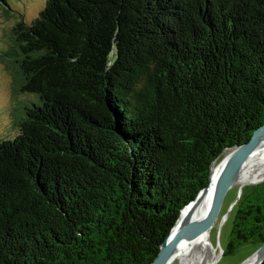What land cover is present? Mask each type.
<instances>
[{
  "label": "trees",
  "instance_id": "trees-1",
  "mask_svg": "<svg viewBox=\"0 0 264 264\" xmlns=\"http://www.w3.org/2000/svg\"><path fill=\"white\" fill-rule=\"evenodd\" d=\"M0 8L15 91L0 264H149L211 163L264 123V0H43L30 20ZM231 216L224 254L264 241V181Z\"/></svg>",
  "mask_w": 264,
  "mask_h": 264
},
{
  "label": "water",
  "instance_id": "water-1",
  "mask_svg": "<svg viewBox=\"0 0 264 264\" xmlns=\"http://www.w3.org/2000/svg\"><path fill=\"white\" fill-rule=\"evenodd\" d=\"M264 139V123L254 129L250 139L239 146L234 148H226L229 150L227 154H224L223 159L221 160V166L219 171L216 174H212V165L217 160L215 159L210 165V174L208 177L207 184L198 192L196 197L190 201L187 205H185L179 214V217L170 230L167 237L160 245L159 252L157 256L149 263V264H164V262L176 251L184 246L187 243L193 242L198 239L200 236L207 234L215 225L223 206V202L228 191L233 187L232 182L233 179L238 172L241 164L244 160L252 153V151L256 148V146ZM225 149V150H226ZM224 150V151H225ZM261 180L258 184L263 182ZM241 189H238L236 198L232 204L239 199L241 194ZM208 197L209 203L204 215L203 223L200 228V231L193 237L191 240L183 242L182 241V228L184 227L186 220L181 218V214L183 211L186 213L191 210V208H195L200 205L204 199ZM231 206V207H232ZM175 234L176 236L171 237V235ZM264 261V241L258 245V247L247 257L245 258V264H261Z\"/></svg>",
  "mask_w": 264,
  "mask_h": 264
},
{
  "label": "rangeland",
  "instance_id": "rangeland-1",
  "mask_svg": "<svg viewBox=\"0 0 264 264\" xmlns=\"http://www.w3.org/2000/svg\"><path fill=\"white\" fill-rule=\"evenodd\" d=\"M42 2L43 0H36L34 3L23 6L15 0H9V7L10 9L20 12L25 19L30 20L37 14ZM10 25L11 20L5 17L4 12H2V9L0 8V50L6 48L8 40L6 33ZM14 96L13 75L6 64L0 60V129H2L3 123L8 122L9 120V107L14 101ZM228 152L229 150L226 149L218 158L221 159L224 154ZM238 189V185H234L228 191L223 202L221 213L214 227L209 231L212 245L221 251L220 257L215 264H241L245 261V258H247L258 247V245L246 243L242 245L235 254H224L223 252V250L226 249L231 232V213L234 206H232V204L236 198ZM172 264H179V262Z\"/></svg>",
  "mask_w": 264,
  "mask_h": 264
},
{
  "label": "bare ground",
  "instance_id": "bare-ground-1",
  "mask_svg": "<svg viewBox=\"0 0 264 264\" xmlns=\"http://www.w3.org/2000/svg\"><path fill=\"white\" fill-rule=\"evenodd\" d=\"M223 157L218 158V161L216 160L212 165L213 175L219 171ZM261 180H264V139L241 164L233 179L232 186L238 185L240 189L246 184L257 183ZM208 203L209 199L206 197L200 205L191 208L189 212H182L181 218L186 220L182 228L183 242L191 240L200 231ZM174 236L176 235L172 233L171 237ZM220 253L221 251L212 245L210 233L208 232L195 241L180 247L164 264L175 262H179V264H215L220 257ZM241 264H245V261Z\"/></svg>",
  "mask_w": 264,
  "mask_h": 264
}]
</instances>
